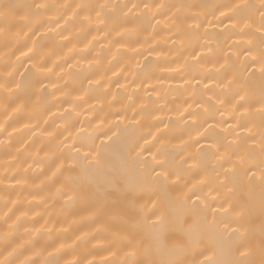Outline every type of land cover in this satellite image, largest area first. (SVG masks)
Segmentation results:
<instances>
[{
	"label": "bare ground",
	"instance_id": "6f19581e",
	"mask_svg": "<svg viewBox=\"0 0 264 264\" xmlns=\"http://www.w3.org/2000/svg\"><path fill=\"white\" fill-rule=\"evenodd\" d=\"M0 264H264V0H0Z\"/></svg>",
	"mask_w": 264,
	"mask_h": 264
}]
</instances>
